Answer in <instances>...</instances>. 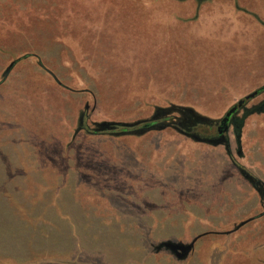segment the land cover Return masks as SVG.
Segmentation results:
<instances>
[{"label":"rangeland","instance_id":"obj_1","mask_svg":"<svg viewBox=\"0 0 264 264\" xmlns=\"http://www.w3.org/2000/svg\"><path fill=\"white\" fill-rule=\"evenodd\" d=\"M262 87L264 0H0V264H264Z\"/></svg>","mask_w":264,"mask_h":264},{"label":"trees","instance_id":"obj_2","mask_svg":"<svg viewBox=\"0 0 264 264\" xmlns=\"http://www.w3.org/2000/svg\"><path fill=\"white\" fill-rule=\"evenodd\" d=\"M13 63L6 69L4 75H6L10 69L12 68ZM259 92H264V87H262ZM264 108V103L262 105ZM177 111L180 114V120H177V122H167V123H156L152 120L147 121H139L135 123H102L100 125H97L96 129H93V131H90L88 128L84 125V118L80 116L79 118V128L78 130H85L86 133H91L94 135L102 134L104 131H108L111 134H114L115 136H130V135H143L147 132H150L152 130H163L166 128H172L175 131L187 136L192 137L193 139L205 143L212 144V142L215 140L213 138H223L222 143H224L228 147V140L226 139L225 133L222 135H219L216 130V137L215 135H209V136H199L198 135V129L199 127H205L209 131L213 130L215 128V123L208 120V119H202L199 118V116L194 115L190 109L185 108H168L163 110V114H169L171 111ZM240 169V168H239Z\"/></svg>","mask_w":264,"mask_h":264},{"label":"water","instance_id":"obj_3","mask_svg":"<svg viewBox=\"0 0 264 264\" xmlns=\"http://www.w3.org/2000/svg\"><path fill=\"white\" fill-rule=\"evenodd\" d=\"M257 94H258V91H254V92L248 94L247 96L244 97V99L238 101L235 105H233L225 113L224 117L219 122V126L217 127V133L219 135H222L223 133L227 132V130L229 128L230 118L233 117V115L237 112V110L240 109L246 101L253 99L254 97L257 96ZM222 141H223V138H221L217 141H213L212 144L216 145ZM194 242H195V240L191 241L187 245L165 243L164 246L166 248H168L170 251H172L176 255L177 259L181 260V259L185 258L190 253V251L192 250V248L194 246Z\"/></svg>","mask_w":264,"mask_h":264},{"label":"crops","instance_id":"obj_4","mask_svg":"<svg viewBox=\"0 0 264 264\" xmlns=\"http://www.w3.org/2000/svg\"><path fill=\"white\" fill-rule=\"evenodd\" d=\"M221 260L222 259L220 257V259L218 260V262L216 264H221ZM238 261H239L238 264H248L247 261H246V259H244V261H242V259H239ZM253 264H255V262Z\"/></svg>","mask_w":264,"mask_h":264},{"label":"flooded vegetation","instance_id":"obj_5","mask_svg":"<svg viewBox=\"0 0 264 264\" xmlns=\"http://www.w3.org/2000/svg\"><path fill=\"white\" fill-rule=\"evenodd\" d=\"M231 121H234V118H233V117L230 118V122H231Z\"/></svg>","mask_w":264,"mask_h":264}]
</instances>
